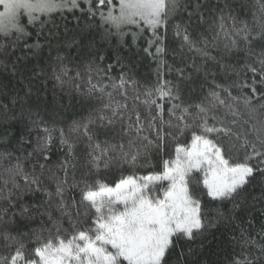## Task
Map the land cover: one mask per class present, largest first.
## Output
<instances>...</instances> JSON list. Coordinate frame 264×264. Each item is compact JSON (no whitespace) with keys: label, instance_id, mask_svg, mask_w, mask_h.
I'll return each mask as SVG.
<instances>
[{"label":"snow or ice","instance_id":"1","mask_svg":"<svg viewBox=\"0 0 264 264\" xmlns=\"http://www.w3.org/2000/svg\"><path fill=\"white\" fill-rule=\"evenodd\" d=\"M244 8L236 0H0V38L11 43L0 44V55L8 59L36 26L37 40L23 48L41 49L39 38L50 24L44 39L51 46L59 39L52 17L65 12L77 23L76 11L98 17V25L85 29L95 27L100 41H117L108 64L109 51L95 38L84 44L87 63L74 77L65 57L51 65L58 84L71 82L95 102L89 116L67 130L56 127L55 113L39 86L33 92L31 78L26 91L3 86L16 92L11 104L19 105L17 121L24 128L11 149L9 134L0 138V244L6 251L0 264H223L212 259L221 251L214 242L233 246L226 264H264V224L258 239L243 227L231 239L216 235L218 225L235 224L257 203L264 214V0L252 23L241 19ZM170 26L180 42L173 61L179 56L181 67L164 59ZM83 38L81 30L68 46ZM139 41L156 63L153 84L141 85L122 54L139 49ZM230 55H242L243 62L222 63ZM20 60L12 62V76L23 75ZM212 67L235 79L217 83ZM57 139L59 150L53 151ZM154 154L167 156L160 170L137 174ZM125 166L131 174H123ZM101 169L121 175L106 183ZM257 190L259 197L252 195ZM38 193L46 199L26 203ZM37 216L46 217L38 229L19 230Z\"/></svg>","mask_w":264,"mask_h":264},{"label":"trees","instance_id":"2","mask_svg":"<svg viewBox=\"0 0 264 264\" xmlns=\"http://www.w3.org/2000/svg\"><path fill=\"white\" fill-rule=\"evenodd\" d=\"M236 2L238 4L245 5V8L241 13V19H246L249 23H252L253 15H258V8L261 0H236ZM82 6L86 7V5L83 4ZM75 16L79 17V23H77V20L74 18L73 14L68 12L64 13L63 18H61V16L58 14L52 17V20L55 22V24L59 25V39L51 40V46H49V42L44 39V36L48 35V28L52 27V25L50 24L45 27L44 35L39 38V43L42 45L41 49L29 52L28 50L23 48V43L26 42L28 44H32L37 40L36 31L39 26H36L35 28L29 29V31L32 33L31 39L21 42L20 45L16 48L15 54L11 57V59L0 55V93H3V95H0V104H7L10 109L7 114H5L4 110L0 108V138H3L5 133L9 134V138L13 141V143L9 145V149L16 146L15 142L18 139L21 129L24 128V125L18 123L17 121V118L19 116V105H17L13 109V106L11 104V96L15 95L16 92H4L3 86L5 84H7L10 89H23L24 91H26L29 83L28 78H31L32 84L34 86L33 92L35 93L37 86L40 87V94L49 102L50 110L55 113V118L58 121L56 127L64 128L65 130L69 128L73 121H80L84 118H87L90 112H92L93 107L95 106V102L89 101L82 95V93H78L71 82L65 83L63 86L58 84L54 78L53 68L51 67V65L56 62L57 56L65 57L64 64L68 68V75L69 77H74L77 71L83 73L84 65L87 63V60L84 59V56L87 52V49L83 47L84 44H86L89 40L95 38L100 46L109 51L110 58L104 61V64H108L112 62V59H114L113 57H111V49L117 44V41L115 38H113L110 42L100 41L99 33L95 27H93L91 30L85 29V24H92L94 26L98 25V17L95 20H90L82 15L79 11H76ZM173 23H175V21H173ZM65 27L68 29L67 32H65ZM81 30H84L83 43L69 47L68 44L71 40L80 39ZM145 35H147V33H145ZM125 40L128 43H131V35L126 36ZM2 43H8L9 48H11L10 41H4L2 38H0V44ZM179 43V39L173 37L172 29L170 26L168 30V53L164 57V59H166L169 64H173L174 67L182 66L179 63V56L176 57L175 62L173 61L172 57L173 49L178 50ZM139 45V49L133 47L131 49V52H129L126 48L122 49V54L125 57H128V60L125 61V63H129L130 61V66L134 69L135 78L140 81L141 85L153 84L156 80V76L154 73L156 63L151 57L142 52V49L145 46L144 42L139 41ZM222 47L223 45H221V48ZM152 51L154 52L155 49H153ZM257 51H259V49H257ZM211 54L219 57L221 52L220 50H211ZM17 57H21V60L18 63V67L24 69V72L23 75H20L18 73L16 76H12L11 64L16 60ZM91 58V56L88 57V59ZM238 58L242 63V55L240 57L230 55L226 60L222 61V63L234 64ZM188 62H191V58H189ZM197 62L199 63L200 61L198 60ZM209 63L211 64L212 62ZM5 64L8 65L7 68H5ZM33 70L36 74H39L38 80L33 75ZM210 71L216 74L217 83H226L228 82L229 77L235 79L231 72L225 73L223 70L216 67L210 68ZM112 75H119V66L114 67ZM166 78L172 79L174 78V74L171 76H166ZM208 80L211 81L212 76H209ZM20 95H23V91L20 92ZM33 98L35 99V96ZM45 118L47 119L48 117ZM25 124H27L26 118ZM35 134V131H33L32 136L35 137ZM171 147L172 146L169 147V151L171 150ZM82 148L83 145H78L77 152L79 153ZM4 150L5 149L3 148V146H0V151ZM58 150L59 141L57 139L56 144L53 147V151ZM55 158L56 157L54 156L53 160H55ZM164 158H167V156L165 155L161 157L154 154L152 157L151 165H149L147 168H138L137 174L147 175L150 171L160 170L162 159ZM123 174H131V169L125 166V168L123 169ZM120 175L121 172L115 169L110 171H105L104 169L100 170V178H102L106 183L114 184L116 180L119 179ZM252 195L259 197V190L253 192ZM42 199H46V197L42 196L39 193L36 194L35 198H33L31 194H29L26 203H39V201ZM225 207H230V204H226ZM260 210L261 204L257 203L255 205L254 212H240L238 214V220L235 224L228 226L227 222H224L218 225L216 235L219 236L220 233L223 232L228 239H231L234 234H239L240 227H243L250 230L252 235L258 239V234L261 231V224H264V214H262ZM240 218H242L243 220L242 225L240 224ZM42 219H46V217L41 218L37 216L35 223L25 222L24 224H20L19 230L21 232H27L31 229H38L40 227ZM249 224H251L250 228ZM232 228H235V233H233V231L231 230ZM31 247H35V245L30 244V248ZM213 247H219L221 251L218 256H213L212 259L219 260L223 262V264H226L227 254L232 251L233 246L228 244H216L214 242ZM236 251H239V248H237ZM5 254L6 251L3 249L2 244H0V256H3Z\"/></svg>","mask_w":264,"mask_h":264},{"label":"rangeland","instance_id":"3","mask_svg":"<svg viewBox=\"0 0 264 264\" xmlns=\"http://www.w3.org/2000/svg\"><path fill=\"white\" fill-rule=\"evenodd\" d=\"M0 10H2V9H0Z\"/></svg>","mask_w":264,"mask_h":264}]
</instances>
